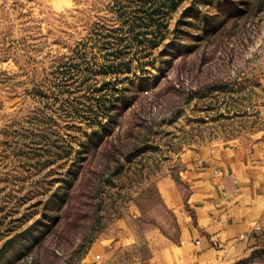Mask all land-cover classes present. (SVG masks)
Returning <instances> with one entry per match:
<instances>
[{
  "label": "rangeland",
  "instance_id": "1",
  "mask_svg": "<svg viewBox=\"0 0 264 264\" xmlns=\"http://www.w3.org/2000/svg\"><path fill=\"white\" fill-rule=\"evenodd\" d=\"M163 1L0 0V264H144L188 165L263 143L264 0Z\"/></svg>",
  "mask_w": 264,
  "mask_h": 264
},
{
  "label": "crops",
  "instance_id": "2",
  "mask_svg": "<svg viewBox=\"0 0 264 264\" xmlns=\"http://www.w3.org/2000/svg\"><path fill=\"white\" fill-rule=\"evenodd\" d=\"M199 162L185 171L190 212L180 210L179 242L164 243L144 264H228L264 247V230L253 233L256 225L264 227V139Z\"/></svg>",
  "mask_w": 264,
  "mask_h": 264
},
{
  "label": "trees",
  "instance_id": "3",
  "mask_svg": "<svg viewBox=\"0 0 264 264\" xmlns=\"http://www.w3.org/2000/svg\"><path fill=\"white\" fill-rule=\"evenodd\" d=\"M183 0H165L163 1V3H170V8L171 10H174L180 2H182ZM163 13L162 11V6L159 5L156 9H155V13H153V16L156 15V16H160V14ZM166 27L165 25H163V23H158L157 24V27H156V37H154V40H153V44L155 46H157L160 42L161 39L164 38V34H163V28ZM156 38H159L158 40L159 41H156Z\"/></svg>",
  "mask_w": 264,
  "mask_h": 264
},
{
  "label": "built area",
  "instance_id": "4",
  "mask_svg": "<svg viewBox=\"0 0 264 264\" xmlns=\"http://www.w3.org/2000/svg\"><path fill=\"white\" fill-rule=\"evenodd\" d=\"M264 230V227L261 225V224H258L255 226L254 230H253V233H258V232H262ZM241 238H244L246 235L245 234H241L240 235ZM228 264H233V263H228Z\"/></svg>",
  "mask_w": 264,
  "mask_h": 264
}]
</instances>
